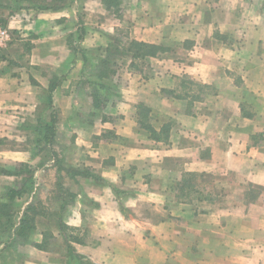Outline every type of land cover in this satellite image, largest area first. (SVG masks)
Here are the masks:
<instances>
[{
    "label": "crops",
    "instance_id": "crops-1",
    "mask_svg": "<svg viewBox=\"0 0 264 264\" xmlns=\"http://www.w3.org/2000/svg\"><path fill=\"white\" fill-rule=\"evenodd\" d=\"M24 2L0 0V170L30 163L34 194L55 177L50 155L31 147L49 82L65 75L52 93L54 148L99 177H65L81 185L63 217L80 264H264V0H120L119 14L80 0V45L97 53L90 67L80 54L73 61L75 3L16 8ZM116 37L168 50L133 64L119 57L110 78L118 95L100 111L106 118L91 117L95 76L86 73ZM182 78L204 90L184 94ZM137 104L155 132L168 126L166 138L140 127ZM14 180L0 171V191ZM113 187L125 194L124 211ZM55 220L38 216L26 243L0 251V264H76ZM46 230L48 251L34 245Z\"/></svg>",
    "mask_w": 264,
    "mask_h": 264
},
{
    "label": "trees",
    "instance_id": "trees-1",
    "mask_svg": "<svg viewBox=\"0 0 264 264\" xmlns=\"http://www.w3.org/2000/svg\"><path fill=\"white\" fill-rule=\"evenodd\" d=\"M75 0H38L30 1L27 5L16 4L17 9H28L32 11H56L60 10L71 4ZM106 10L113 11L119 14L120 0H100ZM77 40L78 43L72 47L73 61H75L78 54L81 55L84 63L90 67L91 61L88 57L89 50L83 48L79 42L82 41L84 36V26L80 16H77ZM163 45L150 43L145 41H139L131 39L123 43L119 37H116L114 43L105 48L102 57H99L98 61L93 65L95 70V78L87 81L91 87V108L90 116H101L102 119L106 118L105 115H101L100 112L109 101L117 97L118 89L114 85L110 78L115 73L116 60L121 56H127L134 60L144 59L150 56H156L162 52L167 51ZM65 75L53 76L49 82L47 92L43 97L40 109L36 117V122L33 127L34 138L31 151L33 155L39 153H46L50 155L52 165L55 167V184L57 189L49 194L45 200L40 199L34 194L35 187V168L28 162H18L13 165L12 169H1L4 174L15 177L12 184L5 185L0 191V251L21 245L27 242L28 237L36 228V218L38 216L48 217L49 215L55 220V225L59 230V234L62 237V241L65 244L67 259L72 263L80 264L82 260L78 254L75 253L71 241L78 240L74 234L75 229L68 226L64 220V214L67 209V205L75 198V194L67 189L62 180L67 176L69 178H76L77 176L83 178L92 177L94 181H98L99 177L93 174L88 168H80L68 164L60 157L57 150L54 148V144L58 141L59 133L57 130L58 114L53 104L52 93L54 89L60 84ZM181 90L184 94L188 91L195 90L196 92H202L204 90V84L194 82L187 78H182L179 81ZM171 93V92H170ZM175 97H180L179 94H173ZM148 109L143 104H137L136 113L137 120L140 127L149 129L151 131L152 138L159 140L163 137L166 138L168 132V126H163L159 132H155L150 128L148 124ZM194 174H186L184 182L191 181L189 177H193ZM189 180V181H188ZM113 190L118 197L120 209L124 211V206L121 201V197L124 196V192H121L113 187ZM190 191L184 190L180 186L179 195L188 196ZM28 195L31 196V200L23 206L25 202L23 198ZM38 199H37V198ZM57 201V208L49 211L51 206V199ZM120 199V200H119ZM49 214V215H48ZM43 238L40 243L34 245L41 250H50L51 240L53 239V233L50 230L42 232Z\"/></svg>",
    "mask_w": 264,
    "mask_h": 264
},
{
    "label": "rangeland",
    "instance_id": "rangeland-1",
    "mask_svg": "<svg viewBox=\"0 0 264 264\" xmlns=\"http://www.w3.org/2000/svg\"><path fill=\"white\" fill-rule=\"evenodd\" d=\"M30 1H38V0H25V2L23 3V4H28ZM73 3H75V9H76V17L77 16H82V6H81V2H80V0H75V1H72L71 2V4H73ZM77 3V4H76ZM70 4V5H71ZM70 5H68V6H66V7H69ZM72 28H73V33H72V36L70 37V40H72V44H73V46H75V44L76 43H78V40H77V29H78V25H77V18H75V15H74V18L72 19ZM80 43V42H79ZM22 46V42H21V44L18 46V47H15L14 48V50L12 51V54H16L17 52H19L21 49H25L24 48V43H23V48H21L20 49V47ZM95 51V49H93V51H89L88 52V55H96L97 53L96 52H94ZM121 59V58H120ZM89 70L87 71V73H86V75H93V74H95V70H94V68L92 67V68H88ZM85 80H87V77H85ZM88 86V88L89 89H91V87L89 86V85H87ZM83 98H84V96H83ZM43 100V97H42V99H41V101ZM44 153V152H43ZM190 179H192V177H189ZM41 180V179H40ZM55 182H56V179H55V177H47L46 178V180H45V182L43 183V185H39V187H37V191H36V196H38L39 197V195L40 196H42V197H44L46 194H47V190L49 191V190H51L49 193L50 194H52V195H54V193H52L54 190H56L57 189V185L55 184ZM62 183H63V185L67 188V189H69V190H71V191H74V190H78V188L81 186L80 184H78V183H76L75 181H71L70 179L68 180V181H66L65 180V178L62 180ZM46 192V193H45ZM45 193V194H44ZM49 194H47L44 198H46L47 196H48ZM28 197V195H26L23 199L24 200H26V198ZM37 198V197H36ZM40 198V197H39ZM44 198H40V199H42V200H44ZM38 199V198H37ZM50 203H51V206H49L48 208H49V211H48V213L50 212V211H52L50 214H52L53 213V211L54 210H52V209H54V208H57V201L55 200V199H51V201H50ZM49 215V214H48ZM46 218H53V215H52V217L49 215L48 217H46Z\"/></svg>",
    "mask_w": 264,
    "mask_h": 264
},
{
    "label": "built area",
    "instance_id": "built-area-1",
    "mask_svg": "<svg viewBox=\"0 0 264 264\" xmlns=\"http://www.w3.org/2000/svg\"><path fill=\"white\" fill-rule=\"evenodd\" d=\"M6 38H7L6 31L5 30H0V44H2Z\"/></svg>",
    "mask_w": 264,
    "mask_h": 264
}]
</instances>
